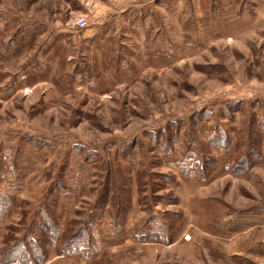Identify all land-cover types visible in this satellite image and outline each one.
I'll list each match as a JSON object with an SVG mask.
<instances>
[{"label":"rangeland","instance_id":"rangeland-1","mask_svg":"<svg viewBox=\"0 0 264 264\" xmlns=\"http://www.w3.org/2000/svg\"><path fill=\"white\" fill-rule=\"evenodd\" d=\"M0 264H264V0H0Z\"/></svg>","mask_w":264,"mask_h":264},{"label":"built area","instance_id":"built-area-1","mask_svg":"<svg viewBox=\"0 0 264 264\" xmlns=\"http://www.w3.org/2000/svg\"><path fill=\"white\" fill-rule=\"evenodd\" d=\"M87 18L86 16H79L77 17L74 22H72L71 24H69L67 26L68 30H83L87 27Z\"/></svg>","mask_w":264,"mask_h":264},{"label":"trees","instance_id":"trees-1","mask_svg":"<svg viewBox=\"0 0 264 264\" xmlns=\"http://www.w3.org/2000/svg\"><path fill=\"white\" fill-rule=\"evenodd\" d=\"M40 229H43V227H41ZM35 248H33V250H31V253H30V255H31V258L33 259V260H31V261H36V263L38 262V259H40V255H41V252L40 253H38L36 250H34ZM17 254H13V256L12 257H14V256H16ZM41 261V260H40Z\"/></svg>","mask_w":264,"mask_h":264}]
</instances>
